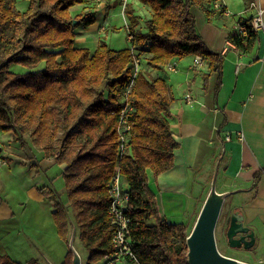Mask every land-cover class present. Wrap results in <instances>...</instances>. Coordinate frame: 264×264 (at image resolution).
I'll return each mask as SVG.
<instances>
[{
  "label": "trees",
  "instance_id": "16d2710c",
  "mask_svg": "<svg viewBox=\"0 0 264 264\" xmlns=\"http://www.w3.org/2000/svg\"><path fill=\"white\" fill-rule=\"evenodd\" d=\"M139 1L151 7V17L144 19L132 2L125 3L132 47L115 49L102 40L91 52L76 38L78 28L96 23L95 0H28L24 10L17 8V0H0V130L20 141L29 134L35 146L68 164L69 205L54 197V219L67 243L76 226L88 252L86 264H97L112 249L109 187L118 169L130 186L129 214L141 263L188 264V226L161 216L149 185L147 170L158 175L171 169L179 143L170 123V84L148 69L196 54L208 59L212 71L221 68L222 56L209 49L191 11L199 6L210 15L207 7L214 0ZM76 5L82 7L75 11ZM244 23L248 34H230L229 39L250 53L258 33L250 21ZM143 51L150 55L144 60ZM136 55L141 66L129 93L133 126L120 156L122 98ZM69 70H75L72 77L56 75ZM260 176L255 175L254 185ZM72 259L69 249L63 264ZM0 260L23 264L5 255Z\"/></svg>",
  "mask_w": 264,
  "mask_h": 264
},
{
  "label": "crops",
  "instance_id": "0c3cea01",
  "mask_svg": "<svg viewBox=\"0 0 264 264\" xmlns=\"http://www.w3.org/2000/svg\"><path fill=\"white\" fill-rule=\"evenodd\" d=\"M127 1L144 19L151 17V7L139 0H108L107 4L95 0L97 21L78 29L77 43L86 46L88 41H95L94 50L86 46L94 52L109 32L108 27L102 28L110 7L120 4L131 44ZM253 2L264 8V0H214L207 7L210 15L202 7H191L198 32L209 49L223 58L220 69L212 71L208 59L204 66L195 67L194 55L171 59L178 61L176 71H169L167 65L148 69L152 77L164 78L170 84V123L179 146L171 169L158 175L151 169L147 172L161 216L168 223H183L191 231L218 167L217 190L231 192L225 201L229 218L237 212L255 231L253 254L264 263V255L258 254L260 247L264 250V33H258L250 53L227 47L237 25L250 21L255 14ZM189 90L191 102L184 98ZM2 136L0 255L23 264H63L69 243L55 223L53 198L69 205L65 179L68 164L35 146L29 134L23 141L15 139L13 132H2ZM258 172L261 176L254 185Z\"/></svg>",
  "mask_w": 264,
  "mask_h": 264
},
{
  "label": "built area",
  "instance_id": "2783aa9c",
  "mask_svg": "<svg viewBox=\"0 0 264 264\" xmlns=\"http://www.w3.org/2000/svg\"><path fill=\"white\" fill-rule=\"evenodd\" d=\"M255 14L250 20L251 28L256 32L264 33V8L257 2H253ZM104 29V28H103ZM249 28L246 23H239L234 31L236 36H245L248 34ZM130 38L132 35L130 34ZM227 47L237 48L232 40H228ZM206 64V58L200 54L194 56V66L202 67ZM132 77L130 84L125 90L122 98L123 106L120 111L119 136H120V156L126 151V143L132 131V122L130 113L133 110L132 102L130 101L129 93L134 84L135 77L138 76L141 60L136 57L133 63ZM169 71L178 70V62L172 61L167 64ZM184 98L191 102L193 99L192 92L189 90L185 93ZM230 140L231 136H227ZM2 132L0 130V144H2ZM3 163V158L0 156V165ZM110 206L109 214L111 224L114 226L112 237V249L106 253L97 264H142L136 251V241L133 238V219L129 214L130 210V186L123 180L122 174L118 169L114 174L109 187Z\"/></svg>",
  "mask_w": 264,
  "mask_h": 264
},
{
  "label": "water",
  "instance_id": "95a60500",
  "mask_svg": "<svg viewBox=\"0 0 264 264\" xmlns=\"http://www.w3.org/2000/svg\"><path fill=\"white\" fill-rule=\"evenodd\" d=\"M74 23H77V20ZM217 176L218 167L215 170L210 191L186 238L188 264H253L226 255L218 247L216 228L226 197L231 192H219L217 190ZM226 234L229 244L234 248L244 247L250 249L256 243L255 231L244 224L243 216L237 212L233 213L228 219ZM75 235L76 226L74 225L69 240V249L73 255L72 264H83L82 255L75 246Z\"/></svg>",
  "mask_w": 264,
  "mask_h": 264
},
{
  "label": "rangeland",
  "instance_id": "374dc122",
  "mask_svg": "<svg viewBox=\"0 0 264 264\" xmlns=\"http://www.w3.org/2000/svg\"><path fill=\"white\" fill-rule=\"evenodd\" d=\"M17 1H18L17 2L18 9L24 10L28 7V4H29L28 0H17ZM103 1H104V4H107L108 2V0H103ZM141 12L143 15L148 16L146 10H141ZM104 24L106 28L107 27L109 28V32L108 34L104 35L103 39L111 47L115 49H123V48L130 47L131 44H129L127 40V30L125 26L124 15L122 13V6L120 4H116V5L112 4V6L110 7L109 16L104 21ZM143 25L144 24L142 23V26ZM86 46H88L91 50H94L97 46V43L95 41H88ZM144 52L145 51H143V53ZM141 56H142V59L144 60L143 57L146 58L147 56L149 57L150 55L144 53ZM143 62H144L143 68L145 70V68L147 67L146 66L147 62L145 61ZM74 73H75V70H69V71H64V72H57L56 75L59 78H62V77L69 78V77H72ZM197 215L195 216V218H197ZM229 215H230V212L228 209V205L227 203H225L222 209V212H221V216H220L217 228H216L217 243H218V247L220 251L226 255L233 256V257L243 259V260H247L253 264H264L258 261V259L254 256L252 248L250 249H246L244 247L234 248L229 244L228 239H227V234H226ZM75 246L82 255L83 264H86V261L88 258V252L85 249V247L82 245V243L79 241L77 228H76V235H75ZM255 249H257V246L255 247ZM259 250H260V253H258L259 256L261 255L263 256L264 255L263 248L260 247ZM55 264H58V262H55Z\"/></svg>",
  "mask_w": 264,
  "mask_h": 264
},
{
  "label": "bare ground",
  "instance_id": "6f19581e",
  "mask_svg": "<svg viewBox=\"0 0 264 264\" xmlns=\"http://www.w3.org/2000/svg\"><path fill=\"white\" fill-rule=\"evenodd\" d=\"M103 28L105 29L106 27L104 26ZM103 28H102V29H103ZM129 32H130V31H129ZM130 34L132 35V33H131V32L129 33V38H130ZM233 35H234V34H233ZM132 38H133V35H132ZM132 38H130V40H132ZM228 40H231V39H228ZM131 47H132V44H131ZM133 52L136 53V49H135V48H133ZM194 56H195V55H194ZM136 57H139V58H140V56H138V55H136ZM140 60H141V58H140ZM169 62H172V60H170ZM169 62H168V63H169ZM177 62H178V61H177ZM168 63H167V64H168ZM167 64H166V65H167ZM1 132H2V131H1ZM2 141H3V138H2Z\"/></svg>",
  "mask_w": 264,
  "mask_h": 264
}]
</instances>
